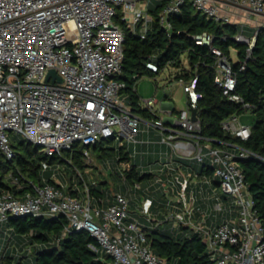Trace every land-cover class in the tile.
I'll list each match as a JSON object with an SVG mask.
<instances>
[{
  "label": "built area",
  "instance_id": "1",
  "mask_svg": "<svg viewBox=\"0 0 264 264\" xmlns=\"http://www.w3.org/2000/svg\"><path fill=\"white\" fill-rule=\"evenodd\" d=\"M152 2L0 0V153L6 159L15 156L10 133L44 148L45 156L60 160L64 152L72 153L79 144L85 148V166L93 161L88 148L99 142H119L120 147L138 143L140 119L121 93L124 83L115 78L121 74L124 60L122 25L144 39L152 22ZM185 4L206 19L236 26L235 40L248 46V55L258 32L264 31V0H167L159 13V24L170 31V16L179 13ZM245 28L253 29L254 34L247 37ZM194 41L209 47L215 56V83L223 96L249 109L250 105L234 94L236 76L231 60L211 46L210 35L196 36ZM148 67L156 71L155 66ZM51 70L56 77H48ZM177 82L187 95V105L175 115L168 111L167 122L155 118L153 99L142 103L143 110L154 117L149 125L157 131L159 144L169 150L160 153L158 159L161 176L167 178L165 182L159 178L158 182L166 195H173L172 210L163 220L197 234L214 264H264V220L254 209L236 163L248 152L237 146L236 152L215 147L203 138L198 120H191V110L196 109L200 97L196 81ZM222 129L242 141L251 135V127L240 125L235 115L222 123ZM186 161L207 162L212 177L193 169L182 173ZM48 169L50 165L42 163L41 170ZM171 170L176 175H170ZM196 178L205 185L215 183L220 191H214L210 212H201L197 221L194 195L188 193ZM11 183L21 189L16 179L12 178ZM27 187L17 195L0 193V225L12 217L63 216L67 220L65 232L88 233L111 257V264H169L152 252L146 238L149 230L164 222L150 226L132 216L126 191L106 205L95 202L88 185H84V199L69 195L56 184L30 182ZM140 188L138 183L133 184V189ZM151 204V200H144L140 208L147 222ZM212 214L225 219L217 225L208 224Z\"/></svg>",
  "mask_w": 264,
  "mask_h": 264
},
{
  "label": "trees",
  "instance_id": "2",
  "mask_svg": "<svg viewBox=\"0 0 264 264\" xmlns=\"http://www.w3.org/2000/svg\"><path fill=\"white\" fill-rule=\"evenodd\" d=\"M166 1L160 0L150 7L152 22L144 39L122 25L125 31L124 60L122 72L115 78L125 85L121 93L126 96L127 104L135 115L151 119V115L140 108L135 83L143 77L155 78L168 66L179 68L181 57L185 55L189 69L177 72L175 80L196 81L195 88L200 97L195 110L201 136L215 147L236 152L233 147L237 146L248 152L246 158H241L236 163L244 177L254 209L264 220V31L258 32L255 44L248 55V46L235 40L238 33L236 26L206 19L190 4H185L179 13L170 16L171 29L167 31L158 20ZM202 34L210 35L211 46L222 51L229 59L230 50L236 52L237 59L232 63L236 76L234 94L249 104V109H243L241 104L231 102L223 96L221 88L215 83V56L209 47L195 44L194 37ZM148 64L155 66L156 71H152ZM241 66L243 69H240ZM247 112L254 116L251 135L247 140L235 138L222 129V123L226 119L233 115L239 117ZM100 143L92 148L95 150ZM12 149L15 155L12 160L6 159L0 153V193L10 191L15 195L21 194L28 189L27 185L30 182L37 185L50 183L62 187L48 176L49 170L43 171L48 178L44 180L41 178L42 163L52 165L59 158L38 153L36 146L22 141L12 146ZM125 149V146H121L118 152H114L119 163L131 161L129 151ZM70 158L75 167L85 166L82 151L73 150ZM8 174H11V178H6ZM199 174L212 177L207 162L201 164ZM12 178L17 180L21 189L17 190L12 185ZM123 178L124 183L133 185L138 183L142 176L137 166L131 165L124 171ZM67 193L73 197L79 196L71 188L67 189ZM89 193L95 202L103 201L106 204L104 192L90 188ZM4 225L16 235L19 243L25 238L31 245H35L31 264L112 263L111 257L104 254L97 242L85 231L65 232L67 220L63 216L12 217ZM181 230L189 231L188 228ZM146 238L152 252L169 264H214L201 238L191 231L187 236H174L168 229L161 230L157 227L149 230ZM20 259L22 256H17L14 252L10 255L8 250L0 251V264H22Z\"/></svg>",
  "mask_w": 264,
  "mask_h": 264
},
{
  "label": "rangeland",
  "instance_id": "3",
  "mask_svg": "<svg viewBox=\"0 0 264 264\" xmlns=\"http://www.w3.org/2000/svg\"><path fill=\"white\" fill-rule=\"evenodd\" d=\"M244 33L247 37H250L254 34L253 29L245 28ZM230 59L232 63L236 61V52L231 49L230 50ZM189 67L187 65L186 57L183 55L181 57V65L179 68H175L173 66H168L164 70L160 72L155 78L149 79L147 77H143L139 79L135 83V87L137 93L142 99H148L152 97L154 94L157 95L159 100H162L163 97L168 94L172 97V102L176 112L185 108L187 105V95L183 92L182 87L172 79V82L165 83V81L170 77L174 76L177 72L182 70H188ZM238 122L242 126L251 127L254 123V116L247 112L238 117ZM140 131V128L138 129ZM9 138L12 146H16L19 142H25V139L21 136L14 135L12 133L9 134ZM134 144L125 145V151H129V149L133 148ZM120 147L119 142L113 141H103L98 147L94 150L92 147L88 148L91 159L93 160L89 166H83L81 168H77L73 163L70 162L71 153L64 152L63 160L60 161L55 160L52 165H50V170L56 175L64 184L62 189L67 193V189L71 188L73 191H76L81 199L85 198L84 185H88L90 188L97 190L98 192H104V200L105 202L108 200L107 196L113 197L119 193H125L129 201V213L136 217L142 218L145 223H148L150 226H153L158 222H164L160 229H168V231L174 235H189V231L181 230L179 226H177L173 221L165 222L163 217L165 214H170L167 210V206H157L154 210L155 212L150 213V221H146L145 217H142L140 213V209L142 201V193H147L145 189V184H143V180H140L138 184L140 185L139 190L133 189V185L124 183L123 175L126 169H129L131 165H133V160L131 159L130 163H119L118 156L114 154V152H118ZM81 145H76L73 150L75 151H83ZM38 153H44V148L37 147ZM132 151V150H131ZM133 152V151H132ZM106 153V154H104ZM135 153V152H134ZM138 153L137 167L140 166L142 161V153ZM108 154V155H107ZM154 163V162H152ZM189 163V164H188ZM156 165V163H154ZM135 165V164H134ZM151 165V164H150ZM150 165H146L149 167ZM157 165H159V171L161 166L157 161ZM185 167L190 168L191 170H200L201 164H197L196 162H184ZM157 166H155L156 171ZM152 171V172H153ZM143 173V171H141ZM175 171L171 170L170 175H174ZM158 175V174H157ZM8 175H6L7 178ZM217 189V188H216ZM149 192V190H148ZM217 193L220 194V191L217 189ZM166 196L167 198L171 197ZM155 198V196H153ZM114 202V200H113ZM111 202V203H113ZM110 203V202H109ZM109 203L106 202V205ZM228 203V202H227ZM138 204V207L136 205ZM132 207V209L130 208ZM156 216H160L158 218ZM18 238L16 235L9 230L4 224L0 225V251L3 249L4 251L8 250L9 254L16 253L17 256H22L20 262L22 264H31V259L33 252L35 251V245H31L28 242V239L22 238L21 242H18Z\"/></svg>",
  "mask_w": 264,
  "mask_h": 264
},
{
  "label": "crops",
  "instance_id": "4",
  "mask_svg": "<svg viewBox=\"0 0 264 264\" xmlns=\"http://www.w3.org/2000/svg\"><path fill=\"white\" fill-rule=\"evenodd\" d=\"M158 2L159 0L158 1L153 0L152 5ZM149 79H152V78H149ZM172 79H174V81L177 82L175 80V75H174V76H170L165 81V83L172 82ZM135 90H136V87H135ZM136 93H137V90H136ZM137 95L140 101V108L143 109L144 107L142 103L146 99H142L138 93ZM148 99L154 100L153 110H154L155 118H162V119H165V121L167 122L168 121L167 119L168 111L171 112L172 115H175L177 112L180 111L179 110L176 112V109L173 103H171L172 97L169 96L168 94H166L162 100H159L156 94H154L152 97ZM136 116L140 119V122L138 125V129L140 128V131L137 137L138 143L135 144L133 148L129 149V155L131 159H134L133 165L135 164L136 166L138 164L137 163V160H138L137 152L139 151L143 155L141 164L140 166L137 167V170L139 171L140 176H142L141 180H143L144 182L143 184H145L146 186L145 189L147 193H142L141 204L143 203L144 200L148 199V200H151V202L153 203L152 208L149 210V213L155 212L154 209L157 206H160V207L167 206V210L171 212L172 198L166 197L167 195L165 194V191L161 183L158 182L159 178H162L164 182L166 181L167 178L164 176H161V173L159 171V165H157V161L159 159L160 153L165 154L169 152V150L166 146L159 144V135L157 131L149 125V123L154 117L151 116L152 118L149 119V118L138 116V115ZM235 148L236 147L234 146V149ZM152 162L156 163V165ZM147 164L148 165L151 164V165L149 167H146ZM174 165H177V164L174 163ZM155 166H157L158 169H156V171H153L155 170ZM48 170L50 174L49 175L47 174V175L51 177L58 185L63 186L64 184L62 183V181L56 175H54V173L50 169ZM141 171H143V173H141ZM180 171L185 174L190 171V168L183 166ZM194 171L198 172V170L196 169ZM174 175H176V171ZM41 178L42 180L48 178L46 174L43 173V171H42ZM216 187L217 186L215 183H212L210 185H205L198 178L194 179L192 183L190 184L188 188V193L190 194L191 192L194 195V207L196 209L194 211V219L196 221L199 220L201 212H208V213L210 212V207L214 203V191L216 190ZM153 196H155V198ZM107 197H108V200L106 201L107 203L113 202L114 199H112L111 196H107ZM136 207H138V204L136 205ZM130 208L132 209V207ZM140 208L141 206L138 209ZM156 217L161 218L160 216H156ZM224 219L225 217L223 215L212 214L209 216L208 224L217 225L221 223ZM146 225H149V224L146 223Z\"/></svg>",
  "mask_w": 264,
  "mask_h": 264
},
{
  "label": "water",
  "instance_id": "5",
  "mask_svg": "<svg viewBox=\"0 0 264 264\" xmlns=\"http://www.w3.org/2000/svg\"><path fill=\"white\" fill-rule=\"evenodd\" d=\"M50 76H52V77H56V76H55V72H54L53 70H51V71L49 72L48 77H50ZM57 80H58L59 83H61V80H60L59 78H57ZM191 120H192V122H197V120H198L197 115H196V110H195V109H192V110H191Z\"/></svg>",
  "mask_w": 264,
  "mask_h": 264
}]
</instances>
